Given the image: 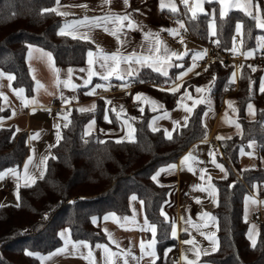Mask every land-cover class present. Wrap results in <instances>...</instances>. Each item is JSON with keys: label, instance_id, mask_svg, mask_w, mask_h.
Returning <instances> with one entry per match:
<instances>
[{"label": "trees", "instance_id": "obj_1", "mask_svg": "<svg viewBox=\"0 0 264 264\" xmlns=\"http://www.w3.org/2000/svg\"><path fill=\"white\" fill-rule=\"evenodd\" d=\"M255 2L260 4L264 18V0ZM55 3L56 0H0V70L12 73L15 76L12 85L23 87L27 94L32 92L33 85L25 61L29 44L50 51L57 66L82 65L94 47L90 41L58 34L62 16L52 11L41 12L54 8ZM212 5L215 2L207 3V7ZM215 15V35L209 32L208 13L195 17L184 13L183 18L195 37L202 40L213 37L222 48L230 47L239 22L243 26V51L255 47L260 30L253 16L239 9L230 10L224 17ZM257 53L255 50L254 56ZM187 63L184 59L181 66H173L168 76L149 68L140 70L131 78L137 83L134 91L148 93L165 107H173L177 94L150 83H172ZM263 70L264 67L245 62L236 88L230 82L233 68L217 61L187 79L199 83L213 81L215 76L210 93L216 105L224 95L232 94L238 102V119L242 125L240 136L219 142V159L228 172L226 178L215 180L218 200L213 213L218 225V248L203 257L213 264H264V223L260 224L253 246L247 238L249 221L243 216L244 198L253 183L259 185L260 195L264 194V168L259 165L243 168L239 157L240 149H246L249 140L256 141L258 158L264 157V92L260 91ZM80 94L83 99L82 91ZM249 101L256 106L254 120L245 117V105ZM203 109V105L195 108L187 125L177 128L171 139L161 129L152 131L148 125L149 113L144 112L133 121L134 139L118 142L102 140L100 130L84 134L83 126L91 118L96 119L99 127L116 124L113 120L105 121L103 99L97 100L94 110L81 112L73 107L70 123L62 128L63 138L52 148L43 178L29 187L20 186L18 204L0 206V264H40L38 257L27 255L26 250L39 254L55 250L61 245L59 231L63 227L68 228L74 241L105 242L100 217L109 211L127 214L131 194L143 202L145 217L156 225L157 263L171 260L176 240L171 236V223L161 214L170 186L154 181L152 176L175 162L193 142L206 136L201 119ZM8 115V109L0 107V117ZM28 153L26 133L0 125V171L19 168ZM92 217L97 218L95 224Z\"/></svg>", "mask_w": 264, "mask_h": 264}, {"label": "crops", "instance_id": "obj_2", "mask_svg": "<svg viewBox=\"0 0 264 264\" xmlns=\"http://www.w3.org/2000/svg\"><path fill=\"white\" fill-rule=\"evenodd\" d=\"M168 2L169 0H165V3ZM171 2L174 3L178 9L175 13H173L167 7L161 9L160 0H129L130 6L127 9H125L123 0H112L110 6L103 5L102 0H60V6L58 10L60 12L69 13L67 16L61 15V27H63L66 23H71L74 20H80L85 16H103L109 11V7L113 13H130L132 19L138 22L143 31H141L140 29L129 30L127 28L123 30V32L121 33V39L127 41V43L123 45L122 49L125 54L131 53L133 50H135L137 54L142 53L143 55H149V49L152 46L151 41L146 40L144 36V34L149 31L158 34L160 40L163 41V43L171 51H175L177 53L187 52V54L180 60H176V58L173 57L170 66L167 67V72H169L173 66H181L184 59L188 60L187 65L181 69V71L185 72V75L179 77V74L181 72L179 71L176 79L172 83H166L170 86L169 88L165 89L166 91H169L168 89L175 87V85H179L178 90L174 92L177 94V96L173 107H165L162 101L154 98L148 93L142 91H134L132 85L135 82L131 80V78L134 76L128 77L127 80H120L113 76L109 81L102 80L100 76H94L92 77V83L84 86L83 80L87 78V69L89 67L87 63V56L85 62L80 66H57L53 58L55 68L60 70L58 76L61 83H57V73L54 72L52 66H50L49 64L47 56L44 55V53H48L50 51L40 46L29 44L32 46V48L29 49V45L27 46L25 52V61L28 66L29 75L33 81L32 92L30 94H27L26 91H24L22 97H18L15 92H13L14 96H17L16 100L14 98L15 103L13 102V113L10 114V111L8 110L9 115L7 117H0V125L12 126L15 130L18 128V132H25L27 135L29 153L23 161L22 165L19 168H16L17 171L21 173L22 177L24 171V163L30 155H33V162L35 164H40L41 158L43 156H48L49 158L52 155L53 147H50V145L56 144V133L58 130L61 133V130L64 127L63 125L65 121L63 120V115L68 113L70 116L73 107L77 108L78 110L80 108L91 109L93 104L95 105V107L97 106V100L99 98L103 99L105 106L104 117L105 114H107L108 116V120L105 121L109 122L113 120L116 122V124L99 127L96 119L91 118L83 126L84 134L86 132L90 134L100 130L102 140L113 139L120 141L128 140L127 134L129 131V124L134 129V119H132L133 117L130 116L132 114L131 112L134 111L129 109L130 102L137 103V109L134 112L135 114L138 113V103L143 98L142 101L144 102V105L141 106L142 111L135 115L139 116L144 112H148V125L150 122L154 121V127L163 130L164 134L165 129L173 134V132L177 128L185 124L183 117L189 115L184 111L183 106L187 105L190 107L195 99L204 98L205 102L197 104L195 108L200 105H203L204 107L201 119L206 128V136L193 142L186 150L182 152V154L176 159L175 162L169 164L176 166L174 170L160 172V175L157 178L158 183L170 186L167 198L163 203L161 209H163V212L166 213L167 221L171 223V232L172 224L175 223L177 234L175 237H173L171 234V236L176 240V248L171 254V260H166L165 263L161 261L157 263L158 249L156 242L155 264H187V260L183 259L184 256H187L188 260H196V264H213L210 261L204 260L203 257L216 251L213 250V248L215 247V249H217L218 244L213 245L212 242L206 239L205 236H202L200 232H215L218 241L217 221L215 223L208 222L207 227H201L199 231L191 224L185 223V221L191 218V220L195 224L203 225L204 220L201 219V213L208 212L215 216L213 213V209L216 203H214L212 198L209 197L207 191H202L201 189L207 187L209 177H211V183L213 185H215L216 179L225 177V172L221 171L219 167L213 164L212 160L214 158L216 164H222L224 170L228 172L225 164L219 159V156L221 155L219 142L224 139H229L233 136H240L242 134V125L238 119V102L232 94L224 95L220 101V104L217 106L213 99V96L209 91H203L201 93L196 92V88L198 86H203L204 88L211 87V85L209 84L210 79L203 80L199 83L187 81L188 78L196 75V73L200 71V69L197 68L196 65L193 67V55L198 52H204L205 49L204 46H202V39L195 37L191 33L187 26L185 18H183L184 13L193 15L190 8L195 3V0H189L188 7H186L182 3V0H171ZM229 3L230 5H246L248 3V0H229ZM215 4L216 7L213 5L211 7H207V2L203 3L202 5V7L205 9L204 13H208L210 21L213 20V9H215V14L219 15L220 5L216 2ZM251 4L252 7H249V11L252 12L253 16H255V5L257 4V2H255V0H251ZM78 5H87V7H79ZM54 8H57V3H55ZM137 9L138 11H136ZM233 9H239L245 13L242 7H229L227 13ZM197 14L201 13L198 12ZM260 14L262 16L261 7ZM177 21H182L184 27L179 28ZM126 23L127 21H125V24ZM108 27L112 28L113 25L109 24ZM173 28L179 29L178 34L175 36L171 35L168 31L165 30ZM68 31H72V29H69ZM185 31H189L191 33V36H184L183 32ZM83 33H87V35L90 37V39L87 41H90L94 45V47L91 49L94 53H96L98 50L97 46H99V49H102L107 53L115 52L117 48L120 47V45H118L117 43L116 38L109 32L104 31L103 27H96L92 28L91 30L82 26L78 27L75 32L76 38H79L80 34ZM123 33H127V35L125 36ZM69 36L73 37L72 35ZM141 45H143V47H141ZM40 49H42L43 52L39 51ZM260 51H264V49L257 50V52ZM134 66L138 68L137 73H139V71L144 68L153 70V68L148 64H144L143 66ZM92 67L97 72L102 73L104 71V69L100 68L98 63H95ZM125 67L126 66L124 64H121V68ZM189 67H193V70L190 72L187 71ZM69 68H72L74 70L70 79L72 83L78 85L75 90H73L71 87H66L62 82L69 79L67 71ZM80 69H85V71H80ZM239 72L240 69L236 72H232L230 76L231 78L233 73H235L234 81L231 82L233 88H236L238 86ZM177 77H179V79H177ZM4 78V96L7 97L8 101H10L11 98L8 94H6V91H12L8 87L9 81L7 80V77ZM262 79H264V70L261 75L260 86ZM37 81L41 85H43V87L37 88ZM95 84H105L107 85V87L97 88L95 92H90V89L93 88ZM125 84H127L126 87L123 86ZM114 87L117 89L116 91L112 90ZM185 89H187L188 95H184ZM97 90H101L103 91V93H99ZM81 91L84 97L83 99H80ZM137 93H142L144 95L141 97V99L135 100ZM189 95L192 97L191 99L188 98ZM73 96H75L76 99H71V97ZM62 97L63 99H68L69 103L65 104ZM52 99H57V101L63 106L60 112H58L60 113V115H57L58 113H52L49 109L48 105ZM25 100L27 101V103H25ZM152 100L157 102L156 106L152 105ZM109 101L110 103H107ZM178 101L181 105L179 107L177 106ZM229 101L232 102L231 106L228 103ZM123 102H125L127 105L126 110H121V104ZM249 104L253 106L251 112L248 109ZM33 108H35L34 112ZM165 112L168 113L167 116H165ZM118 113L119 115H117ZM205 113H207V115H205ZM245 117L247 120H254L256 118V106L253 101H249L246 103ZM92 120H94L95 123L92 128L89 129L87 126ZM173 121H179L180 123L174 126ZM229 121L233 122L230 123ZM57 123L60 124L59 129L54 127V124ZM236 124L240 125L239 129L236 127ZM107 130H113V132L105 134ZM36 134H39L37 139H30V137ZM218 137L222 139H218ZM251 141H253L254 143H252ZM250 144L251 147L249 146ZM33 149L35 150L34 154L32 151ZM241 149L239 151V157L240 164L243 168L257 167L258 165L264 168V157L258 158L257 145L255 140L248 141L247 148L243 149L244 154L241 153ZM189 152H191L192 155L197 158L195 160L189 161V163L192 164L193 171L188 170L187 164L182 165L181 163L183 157ZM210 152L213 153V155H209ZM36 153H38V155ZM49 153H51L50 156L48 155ZM249 153H251V155H249ZM169 165L163 168L167 169ZM201 168L205 169L203 179H201ZM30 173L37 177H39L40 175V171L33 168L31 165ZM11 177L12 176L10 174L5 176V178L3 179L4 184L5 182L11 184L12 178H14ZM197 185H199L200 187H195ZM20 186H24L22 178L20 180ZM133 195L135 194H131L128 198L129 212L127 214L119 215L115 212L109 211L105 212L100 217L99 225L101 230L105 234L106 241L96 242L93 244L88 242L92 249L96 264H104L103 249L97 248L96 246L98 244L107 245L114 252H123L130 249L133 256L135 257L141 256V241L145 242V249L146 251L148 250L147 242L153 238L152 232L150 230L141 229V226L144 225L145 214L143 211L141 200L136 195V199L132 200L131 197ZM245 197L252 198L247 204V215L245 213V198L243 203V216L249 221L247 238L252 245V241L249 239V233L251 232L252 238L257 241L260 224L264 223V198L260 196L259 185L257 183H253L250 192ZM197 198L199 199L200 203H197ZM252 200H255L256 202L253 203ZM134 210L135 223H132L131 218L134 216ZM110 213H115L116 217H119L121 222L117 223L112 219L105 220L104 216ZM124 217L130 218V220L126 224L123 221ZM185 228L188 229V231H184ZM64 229L65 228H62L59 233ZM109 233L111 234V239L109 238ZM68 236L72 242H76L72 239L70 232L68 233ZM193 237L195 238L197 247L201 252V255L198 259L195 255V252L189 250L192 249L193 246L183 243V241L191 239ZM113 240L115 241V243H113ZM117 245L119 247H117ZM63 247L64 240L61 238V245L56 249ZM56 249L44 254L40 253V256L48 257L50 253H55ZM87 252V248L81 246L78 249H74L73 244L69 243L67 245L66 251L53 255L50 259L44 261H41V259L39 258L38 259L40 264H89V261L85 260L81 256V253L87 255ZM115 259L117 260V264H123L122 257H117ZM129 264H137V261L129 257ZM139 264H152V258L144 255L143 258L139 260Z\"/></svg>", "mask_w": 264, "mask_h": 264}, {"label": "snow or ice", "instance_id": "obj_3", "mask_svg": "<svg viewBox=\"0 0 264 264\" xmlns=\"http://www.w3.org/2000/svg\"><path fill=\"white\" fill-rule=\"evenodd\" d=\"M112 0H102V4L103 5H111ZM213 3L216 2L220 5V11H219V15L220 17H224L227 13V10L229 7H242V9L245 11V13L249 16H253L252 12L249 11V7H252L251 4V0H248V3L246 5H237V4H232L230 5L229 0H195V3L191 6L190 10L193 14V17L196 16V14L198 12L200 13H204L205 9L202 7L203 3ZM57 3V8H52V9H42L41 12H56L58 15H64L67 16L69 13L67 12H60L58 10L59 6H60V0H56ZM182 3L188 7L189 5V0H182ZM123 4L125 6V9H127L130 6L129 0H123ZM79 7H84L86 8L87 5H78ZM165 7L169 8L173 13L177 12V7L174 3L171 2V0H169L168 3H165V0H160V8L164 9ZM255 9H256V13L257 15L253 16V19H255L257 21L256 27L260 28V29H264V19H261L259 13H260V5L257 3L255 5ZM138 11V9L136 10ZM212 16H213V20L209 23V30H210V34L211 35H215V9H213L212 11ZM125 21H127V23L125 24ZM179 28H183L184 24L182 21H177ZM111 24L113 25L112 28H109L108 25ZM86 27L89 28V30H91L92 28H96V27H103L104 31L109 32L112 36H114L117 40L118 45H120V47L117 48V50L115 52L112 53H107L104 52L102 49H99V46H97V52L94 53L91 49L88 51L87 53V63H88V69H87V78L83 80L84 86H87L89 84L92 83V77L94 76H100V78L104 81H109L111 77L115 76L117 79L120 80H127L128 77L131 76H135L138 68L135 67L134 65H139V66H143L144 64H148L150 67L153 68L154 71L161 73L164 76H168V72H167V67L170 66L173 57L176 58V60H180L183 58V56H185L187 54V52H181V53H177L175 51H171L164 43L163 41L160 40L159 35L152 33L151 31L146 32L144 34L145 39L146 40H150L151 41V47L149 49L150 54L149 55H143L141 54H137L135 50H133L131 53L125 54L123 52V45L127 43L126 40L121 39V33L123 32V30L125 28L129 29V30H137L140 29L141 31H143V29L140 27V25L138 24V22H136L135 20L132 19L130 13L125 12L124 14H119V13H113L110 10L109 7V11L107 13H105L103 16H95V17H88L85 16L80 20H74L71 23H66L63 27H61L59 29L58 34L59 35H72L73 38H76L75 32L76 29L78 27ZM242 24L241 23H237L235 26V31L237 34H240L242 37ZM69 29H72V31H68ZM166 31H168L171 35H177L179 29L178 28H173V29H165ZM125 36L127 35V33H123ZM81 39L84 40H89L90 37L87 35V33H83L80 34ZM257 42H258V47L261 49H264V36H258L257 38ZM181 42H182V38H181ZM215 43L219 44V41H215ZM240 43H243V40L241 39ZM29 49L32 48L31 45L28 46ZM141 47H143V45H141ZM39 51L43 52L42 49H40ZM207 50H204V52H198L195 53L193 55V67L195 66V61L197 59L203 58V56L206 54ZM230 51L235 55L236 52L238 51V48L236 46V37H233V47L230 49ZM254 54V50H249L247 52H244L243 55L245 56H253ZM45 56H47L48 61L50 66H52L54 72L57 73V83H61V81L59 80V69L55 68L54 65V61H53V57L52 54L50 52L48 53H44ZM98 63L100 68L104 69V71L101 72H97L92 66ZM121 64H124L126 67L125 68H121ZM193 67H189L187 69V71H192ZM253 71H255V68H252ZM68 80L62 81L66 87H71L73 90H75L78 85H76L75 83L71 82V75L73 73V69L69 68L68 70ZM80 71H85V69H80ZM205 71H207V69H205ZM200 73H196V75H199ZM185 75L184 71H181L179 74V77H182ZM7 77V80L9 81V87H11V81L15 79V76L9 73H5L2 70H0V79ZM179 77H177V79H179ZM235 78V73H233L232 77L230 78V82L234 81ZM215 80V76L213 77V81H210L209 84H212ZM123 86H127V84L123 85ZM36 87L40 88L43 87V85H41L38 81L36 82ZM107 85L105 84H95L93 88L90 89V92H95V90L97 88H106ZM179 88V85H175V87L168 89L169 91H177ZM13 91L15 92V94L18 97H22L23 93H24V89L23 88H18V89H13ZM203 91H211L210 87L209 88H204L203 86H198L196 88V92L197 93H201ZM260 91L264 92V79L261 80V86H260ZM144 94L142 93H137L135 99L139 100L141 99V97ZM184 95H188L187 93V89H185V93ZM0 96H4V94L2 92H0ZM5 100L7 99V97H4ZM189 99H191L192 97L189 95L188 96ZM63 99V97H62ZM71 99H76L75 96L71 97ZM34 102V101H33ZM63 102L65 104L69 103L68 99H63ZM205 100L204 98H200V99H195L193 101V104L189 107L187 105H184V111L186 113H188L189 115H191V113L193 112V109L196 107L197 104L200 103H204ZM25 103H27V101L25 100ZM107 103H110L107 102ZM153 106L157 105V102L152 100L151 101ZM229 105L231 106L232 102L229 101L228 102ZM177 106H181L180 102H177ZM95 105L93 104L91 109H85V108H80L79 111L84 112V111H89V110H94ZM248 109L251 112L253 109V106L251 104L248 105ZM123 110V109H121ZM35 111V108H33V112ZM142 111V109H141ZM70 112V110H69ZM57 115H60V113H58ZM119 115V113L117 114ZM168 113L165 112V116H167ZM189 115H186L183 117V120L185 122L184 126L187 125V121L189 119ZM205 115H207V113H205ZM105 120H108V116L107 114H105ZM132 119H135V117H133ZM155 119V118H154ZM63 120L65 121L64 123V127H68V123H70L69 120V114L66 113L63 115ZM111 122V121H109ZM230 123H232L233 121H229ZM95 121L92 120L89 122V125L87 126L89 129L92 128V126L94 125ZM179 121H173L174 126L179 124ZM54 127L59 129L60 128V124H54ZM149 127L152 129V131H157L158 129L156 127H154V121L149 123ZM236 127L239 129L240 125L236 124ZM128 134H127V138L129 140L134 139L133 136V132L135 131L132 126L129 124L128 125ZM16 131H19V129L17 128ZM85 135H88V132L85 133ZM39 136V134H36L32 137H30V139H37ZM165 136L169 139H171L172 133L169 132L167 129H165ZM62 135L60 133V131L58 130L56 133V143L59 144L60 140L62 139ZM123 139V138H121ZM218 139H222L220 137H218ZM121 142V141H118ZM251 147V144L249 145ZM50 147H55V145H50ZM33 154L35 152V150L33 149ZM241 153H243V149H241ZM49 156L51 155V153L48 154ZM209 155H213V153H209ZM249 155H251V153H249ZM53 159H55L56 157H52ZM48 159V156H43L41 158L40 164H35L33 162V155H30L27 160L24 163V171H23V176L21 177V173H19L17 171L16 168H9L6 169L2 172H0V180H3L5 178V176L7 175H11L13 176L16 180H17V199L19 200V187H20V180L21 178L23 179V183L25 187H29L31 186V184H34L36 182V179L38 178H43L44 175V170H46V161ZM197 159L195 156L192 155L191 152H189L187 155H185L181 161L182 165L187 164L188 170L189 171H193V167L192 164L189 163V161L191 160H195ZM212 163L215 164L217 167H219L221 169V171L225 172V177H227V172L224 170V167L222 164H216L215 159L213 158ZM30 165L39 170L40 171V175L39 177L33 175L30 173ZM43 166V168H42ZM176 168L175 165H169L167 169L162 168L159 169L155 175L152 176V179L156 182H158L157 178L160 175V172L163 171H169V170H174ZM201 172V179L204 178V172L205 169L201 168L200 169ZM195 187H200L199 185L195 186ZM202 191H207L209 197L212 198L213 202L216 203L218 200V189L215 187V185H213L211 183V177L208 178V185L206 188H202ZM132 200L136 199V196L133 195L131 197ZM251 197H245V213L247 215V204L249 202V200H251ZM253 203H255V200H252ZM143 203V202H141ZM197 203H200L199 199L197 198ZM2 206V205H0ZM19 206V205H17ZM161 214L165 216V218L167 219L166 213L163 212V209H161ZM105 220L108 219H112L115 220L117 223H120V218L116 217L115 213H110V214H106L104 216ZM183 219V218H182ZM201 219L204 220V224H195L191 218L187 219L185 221V223L187 224H191L193 227H195L198 231L200 230L201 227H207L208 222H216V217L213 216L211 213L208 212H203L201 213ZM130 220L129 217H124L123 221L126 224L128 221ZM97 221L96 217H92V222L93 224H95ZM132 223H135V210H134V216L131 218ZM123 226V225H122ZM139 226V225H137ZM142 230H150L152 232V239L150 241L147 242V251L145 249V242L141 241L140 242V251H141V256L140 257H135L133 256L131 250H126L123 252H114L112 251L107 245H100L98 244L96 247L97 248H101L103 249V253H104V264H117V260L115 258L117 257H122L123 258V264H129V257H131L132 259H135L137 261V264H139V260L143 258L144 255H147L149 257L152 258V264H155V258H156V252H155V244H156V225L155 224H150L147 220V217H145L144 219V225L141 226ZM107 231V230H105ZM184 231H188V229H184ZM69 230L68 229H64L62 230L59 235L61 236V238L64 240V247L63 248H59L56 249L55 253H50L48 257H44V256H40L39 253H34V252H28L26 250V254L30 255V256H37L39 259H41V261L50 259L51 256L62 253L64 251L67 250V245L69 243L73 244V248L74 249H78L81 246L84 248L88 249L87 255H84L83 253H81V256L85 259L89 261V264H96L95 258L93 256V252L92 249L88 243V241L85 240H81V241H76V242H72L69 239L68 236ZM172 236L175 237L177 234V229H176V225L175 223L172 224V232H171ZM200 234L202 236H205L206 239H208L209 241L212 242L213 245H217L218 241L215 235V232H203L201 231ZM109 238L111 239V234L109 233ZM249 239L252 241V245L255 246V239L252 238L251 232L249 233ZM113 243H115V241L113 240ZM183 243L185 244H189L192 245V249H189L190 251H194L195 255L197 257V259L199 258V256L201 255V252L199 250V248L197 247V243L195 241V238H191L188 240L183 241ZM117 247H119L117 245ZM213 250H216L215 247L213 248ZM170 251V249H169ZM167 254V253H166ZM184 260H187V264H196V260H188L187 256L183 257Z\"/></svg>", "mask_w": 264, "mask_h": 264}, {"label": "built area", "instance_id": "obj_4", "mask_svg": "<svg viewBox=\"0 0 264 264\" xmlns=\"http://www.w3.org/2000/svg\"><path fill=\"white\" fill-rule=\"evenodd\" d=\"M184 36H191V33L189 31L183 32ZM233 37H236V46L238 48V51L234 55L230 49L233 47ZM231 40V45L229 48H222L219 44L215 43V38L208 37L205 40H202V44L204 46V49L207 50L206 54L203 56V58L197 59L195 61V65L199 69H204L212 62H219L225 67H232L233 72H236L241 68V66L245 62H249L252 64H255L257 66L264 67V51L258 52L252 59L246 60L243 55V49L241 41V36L239 35H233ZM152 86L165 90L169 88L170 86L166 83H150ZM133 88L137 86V83H134ZM113 91H116L117 89L114 87L112 89ZM99 93H103L101 90H97ZM49 109L52 113H58L60 112L61 108L63 107L57 99H52L48 105ZM129 109L132 111H136L137 109V103L136 102H130ZM5 190H9V184L8 182H5ZM262 198H264V194L260 195Z\"/></svg>", "mask_w": 264, "mask_h": 264}, {"label": "rangeland", "instance_id": "obj_5", "mask_svg": "<svg viewBox=\"0 0 264 264\" xmlns=\"http://www.w3.org/2000/svg\"><path fill=\"white\" fill-rule=\"evenodd\" d=\"M256 15H257V13H256ZM259 15H260V17H261V19H264L262 16H261V14L259 13ZM211 22V21H210ZM209 22V23H210ZM256 24H257V21H256ZM208 28H209V24H208ZM258 28V27H257ZM259 30H260V32H258V34H257V36H256V38L258 37V36H264V29H260V28H258ZM209 32H210V30H209ZM235 34L236 35H239V36H241L240 34H237L236 33V31H235ZM203 46V45H202ZM258 49H261V48H259L258 47V42H257V39H256V41H255V47L254 48H249V49H247L246 51H243V53L244 52H247V51H249V50H254V53H255V50H258ZM244 57H245V59L246 60H249V59H252L253 57H254V54H253V56H245L244 55ZM4 72V71H3ZM8 73V72H7ZM9 74H11V73H9ZM8 87H9V85H8ZM18 88H23V87H14L12 84H11V87H9V89L12 91V92H9V91H6V94H8L9 96H10V98H11V100L10 101H8L7 99L5 100V96H0V98L2 99L1 100V102H0V107L3 109V108H5V109H8L9 111H10V114L11 113H13V104L15 103V100H16V98H17V96L15 97L14 96V94H13V89H18ZM24 89V88H23ZM25 91V90H24ZM0 92H2L3 94H4V92H5V78L4 79H0ZM12 94V95H11ZM14 98H15V100H14ZM135 100H137V99H135ZM142 100H143V98H142ZM142 100H140V102L138 103L139 104V111H138V113L139 112H141V106H143L144 105V102L142 101ZM14 102V103H13ZM121 108L122 109H124V110H126L127 109V105H126V103L125 102H123L122 104H121ZM135 112V111H134ZM134 112H131L132 114L130 115L131 117H136V116H138V115H135V114H138V113H135L134 114ZM113 132V130H107V132H105V134L106 133H112ZM128 139V138H127ZM129 140V139H128ZM252 143H254L253 141H251ZM37 155H38V153H36ZM242 162H243V159H242ZM4 171V170H3ZM0 172H2V171H0ZM13 177V176H12ZM11 177V178H12ZM12 183L10 184L9 183V185H10V187H9V190H5V184H4V180H0V205H5V204H13V205H16V204H18L19 203V200L17 199V195H16V192H17V180L15 179V178H12V181H11ZM63 228H65V229H67V227H63ZM62 229V228H61Z\"/></svg>", "mask_w": 264, "mask_h": 264}]
</instances>
